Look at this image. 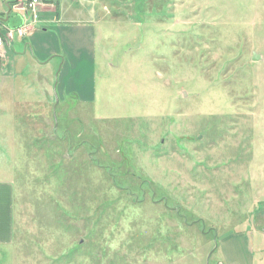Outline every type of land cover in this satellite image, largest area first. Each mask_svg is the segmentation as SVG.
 <instances>
[{"label":"rangeland","instance_id":"rangeland-1","mask_svg":"<svg viewBox=\"0 0 264 264\" xmlns=\"http://www.w3.org/2000/svg\"><path fill=\"white\" fill-rule=\"evenodd\" d=\"M19 2L33 21L0 18V84L24 101L0 264H264V0ZM46 9L91 27L63 82L61 57L24 59Z\"/></svg>","mask_w":264,"mask_h":264},{"label":"crops","instance_id":"crops-1","mask_svg":"<svg viewBox=\"0 0 264 264\" xmlns=\"http://www.w3.org/2000/svg\"><path fill=\"white\" fill-rule=\"evenodd\" d=\"M10 0H0V18L2 21V24L4 25H16L17 23L20 25V22H23V20H28V15L25 14V10L22 8L16 9L14 8L15 5H18L23 0H16L17 3H15L13 6V9H11V5H9V9L7 8L6 4L9 3ZM54 4V3H53ZM21 4H19L20 6ZM1 6H3V9H1ZM23 6V5H22ZM18 10H20L18 12ZM14 12L16 14L15 17H13ZM68 10H58V13L55 14V12H51L50 10H41L38 13V18L36 19L41 26L37 28L36 26H32V28L29 30V32L25 35V41L22 43L23 45V53L28 52L29 57L26 55L24 59H29L34 61L42 62L43 66L48 65L51 66L50 63L57 62L58 57H61V66L59 72L62 73V82L66 79L67 76V70L68 66L65 68V52L69 50L70 52L74 51L75 49L72 48L74 46L75 38L72 35H69L70 33H73L76 30H80L81 32H87L83 31L84 29H90L91 27L84 24H76V23H69L66 22L69 15H67ZM30 15V14H29ZM76 15V14H75ZM25 18V19H24ZM29 21H33L31 15L29 18ZM16 23V24H15ZM16 34V32H14ZM53 34H57V41L52 36ZM11 43L12 47L16 49V51L19 50L20 43L23 41L20 39L18 35ZM87 41V39H86ZM88 42V41H87ZM10 43V41H9ZM8 43V44H9ZM7 44V45H8ZM7 45H4L5 49L8 48ZM70 45V48L68 49ZM1 48V47H0ZM10 50V49H9ZM79 50V49H78ZM75 52V51H74ZM74 52L72 53L74 55ZM8 54L11 55L9 52ZM7 54V55H8ZM23 55V54H22ZM22 55L20 57H22ZM9 56V55H8ZM19 58V57H17ZM16 58L13 57L11 62V71H15V73L19 74V67L20 62L16 63L15 66L13 65V61ZM59 60V59H58ZM71 59L69 58V62ZM3 62L6 61L5 59H2L0 57V65ZM58 65V63H57ZM8 68V65H7ZM57 69V68H56ZM66 69V70H65ZM65 70V72H64ZM9 92V94L6 96V99H3L5 97V92ZM19 91L18 87H15L14 85L7 86L0 84V107L2 108V116H0V125L5 124L4 127H1L0 133H4L0 135V173L4 177V179L0 175V247L3 248L4 251H8L6 247H9V245L13 244V236H14V208H15V199H14V187L13 184L10 183L8 179V165L10 164V156L13 154L11 152V149H13V142L15 141V134L10 131V129L7 127L8 124L11 123H20L23 122L18 116L16 112L10 113V115L6 114L5 112L9 107H17L19 104H24V101H21L19 97H17L16 92ZM14 115V116H12ZM5 129H7V133H5ZM9 131V132H8ZM20 139V137H19ZM5 167V174L3 173V168ZM13 242V243H12ZM3 258V257H2Z\"/></svg>","mask_w":264,"mask_h":264},{"label":"water","instance_id":"water-1","mask_svg":"<svg viewBox=\"0 0 264 264\" xmlns=\"http://www.w3.org/2000/svg\"><path fill=\"white\" fill-rule=\"evenodd\" d=\"M6 6L8 7V9H9V5L8 4H6ZM257 58H259L258 57V55L257 54H254V56H253V59L255 60V59H257Z\"/></svg>","mask_w":264,"mask_h":264},{"label":"built area","instance_id":"built-area-1","mask_svg":"<svg viewBox=\"0 0 264 264\" xmlns=\"http://www.w3.org/2000/svg\"><path fill=\"white\" fill-rule=\"evenodd\" d=\"M35 0H33V2H34ZM3 44V40H2V38L0 37V46Z\"/></svg>","mask_w":264,"mask_h":264}]
</instances>
